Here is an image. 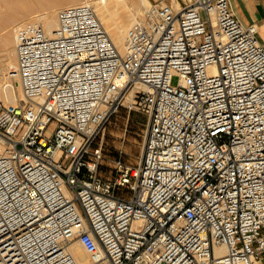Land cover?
I'll return each mask as SVG.
<instances>
[{
  "label": "built area",
  "instance_id": "2783aa9c",
  "mask_svg": "<svg viewBox=\"0 0 264 264\" xmlns=\"http://www.w3.org/2000/svg\"><path fill=\"white\" fill-rule=\"evenodd\" d=\"M172 2L146 6L125 52L88 2L51 33L17 27L25 98L0 103V264H79L75 239L87 264H264L259 26L231 0ZM123 104L148 121L115 192L98 184L96 139Z\"/></svg>",
  "mask_w": 264,
  "mask_h": 264
},
{
  "label": "bare ground",
  "instance_id": "6f19581e",
  "mask_svg": "<svg viewBox=\"0 0 264 264\" xmlns=\"http://www.w3.org/2000/svg\"><path fill=\"white\" fill-rule=\"evenodd\" d=\"M2 1H10V0H2ZM23 1L24 4L23 6H21L22 7L21 10L18 11L20 12L19 15L21 14L22 17H27V16L30 17L34 12L37 11L35 14H33V16L35 17V18L32 17L34 18L33 20H39V21L41 20L43 26L45 27V30L49 33H51L52 30L57 26L58 13L61 8L80 2H88L92 4L99 18L101 19L103 25L107 29L111 39L113 40V42L116 44V46L119 48L121 52H125L127 48L126 33L128 27L136 20L142 19L146 6L151 3L150 2L151 0H23ZM172 1H173L172 3L177 8L182 7V4L179 0H172ZM16 13L17 12H15V14ZM12 17L15 18L17 16L16 15L11 16L10 14L0 16V24L9 22L10 19H12ZM16 32H17V28L15 32L13 31L10 38L13 45L12 48H10L12 52L10 51L11 54L9 53L10 58L8 60V65L6 67L0 68V103L15 102L16 99L24 100L25 98L23 95L22 86L19 81V77L14 73V71L17 69V64H18ZM10 40L7 38V41ZM11 41L7 43H11ZM5 68L9 69L8 72L9 71L10 72L8 74L10 77L8 76V74L7 75L4 74ZM11 77H16L17 80L19 81L18 87H19L20 97L17 92L18 89ZM147 87L148 85L146 83L137 81L132 87H130L127 96L128 99L130 100L131 98H133L138 90L146 89ZM71 249L75 254L79 264H87L91 261L90 253L81 244L79 240L76 239L74 240ZM224 249L225 246L222 245L217 248V252H222L224 251Z\"/></svg>",
  "mask_w": 264,
  "mask_h": 264
},
{
  "label": "rangeland",
  "instance_id": "374dc122",
  "mask_svg": "<svg viewBox=\"0 0 264 264\" xmlns=\"http://www.w3.org/2000/svg\"><path fill=\"white\" fill-rule=\"evenodd\" d=\"M179 1L181 2V4H184V0ZM23 4V0H20V2L19 0L18 2L17 0L0 1V16L8 14H10L11 16H17L15 18L12 17L9 22L0 24V68L6 67L8 65V60L11 54L10 51L12 52L10 48H12L13 45L12 41L10 40L11 34L13 33V31L15 32L16 28L21 23L28 21V19L34 17L33 14L37 12H34L30 16L31 18L29 16L22 17L21 14L19 15L20 12L18 11L21 10V6H23ZM15 12L17 13L15 14ZM34 18H32L31 20H33ZM5 37H7L11 41V43H7L10 41H7V38ZM8 70V68H5L4 74L7 75L10 72H8ZM11 78L13 79V82L15 83L18 89L17 92L19 94V81L16 77ZM177 80L178 76L175 75L172 78V81L173 83H176ZM147 121L148 117L144 111L138 109L137 107H130L127 104H123L118 112H116L109 119L103 131L98 135L96 144L101 145L103 151V157L99 163L98 172V184L102 189L115 192L126 191L123 190L122 187H119L118 183L116 182L121 173V169H119L118 167L117 160L121 159L128 165H135L138 163L146 136Z\"/></svg>",
  "mask_w": 264,
  "mask_h": 264
},
{
  "label": "crops",
  "instance_id": "0c3cea01",
  "mask_svg": "<svg viewBox=\"0 0 264 264\" xmlns=\"http://www.w3.org/2000/svg\"><path fill=\"white\" fill-rule=\"evenodd\" d=\"M231 5L244 22L258 24V36L264 42V0H231Z\"/></svg>",
  "mask_w": 264,
  "mask_h": 264
}]
</instances>
